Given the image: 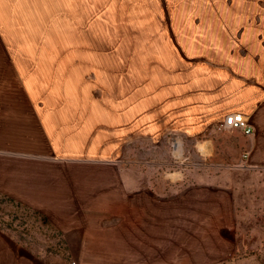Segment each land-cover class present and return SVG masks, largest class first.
Here are the masks:
<instances>
[{
  "label": "crops",
  "instance_id": "crops-1",
  "mask_svg": "<svg viewBox=\"0 0 264 264\" xmlns=\"http://www.w3.org/2000/svg\"><path fill=\"white\" fill-rule=\"evenodd\" d=\"M109 2L134 10L112 42ZM230 113L252 133L219 129ZM167 135L264 164V0H0V194L77 202L71 172L120 160L131 136ZM14 243L0 229V264L29 263Z\"/></svg>",
  "mask_w": 264,
  "mask_h": 264
},
{
  "label": "rangeland",
  "instance_id": "rangeland-1",
  "mask_svg": "<svg viewBox=\"0 0 264 264\" xmlns=\"http://www.w3.org/2000/svg\"><path fill=\"white\" fill-rule=\"evenodd\" d=\"M113 4L110 42L134 14ZM133 52L109 49L108 58ZM194 147L173 135L131 136L120 160L71 172L77 202L66 193L40 210L36 188L29 202L0 194V229L28 251V264H264V164L236 166L245 157L198 156Z\"/></svg>",
  "mask_w": 264,
  "mask_h": 264
},
{
  "label": "built area",
  "instance_id": "built-area-1",
  "mask_svg": "<svg viewBox=\"0 0 264 264\" xmlns=\"http://www.w3.org/2000/svg\"><path fill=\"white\" fill-rule=\"evenodd\" d=\"M226 127L240 129L245 134L252 133V128L249 126V121L242 113H230L227 115L224 122L220 124L219 129Z\"/></svg>",
  "mask_w": 264,
  "mask_h": 264
}]
</instances>
